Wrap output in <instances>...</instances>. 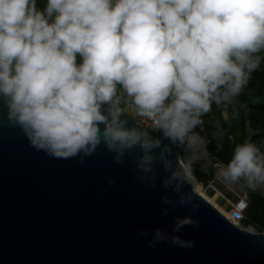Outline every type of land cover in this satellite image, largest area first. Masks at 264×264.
<instances>
[{"label":"clouds","instance_id":"clouds-1","mask_svg":"<svg viewBox=\"0 0 264 264\" xmlns=\"http://www.w3.org/2000/svg\"><path fill=\"white\" fill-rule=\"evenodd\" d=\"M262 58L264 0H43L42 8L38 0H0L7 120L52 158L84 164L102 144L116 164L127 154L148 188L156 187L159 163L162 187L177 196L161 197V216L177 205L191 212L173 217L171 234L152 230L153 249L165 241L195 247L177 233L199 227L198 205L182 192L188 172L207 156L197 128L213 103L240 94ZM125 105L159 135L130 123ZM173 147L184 153L182 163ZM216 167L225 183L264 189V152L254 143L236 145ZM149 235L141 228L133 239Z\"/></svg>","mask_w":264,"mask_h":264},{"label":"water","instance_id":"water-1","mask_svg":"<svg viewBox=\"0 0 264 264\" xmlns=\"http://www.w3.org/2000/svg\"><path fill=\"white\" fill-rule=\"evenodd\" d=\"M172 151L179 163V149ZM113 155L102 144L84 164L78 158L49 157L9 123L0 101V264H264V233L225 217L222 211L229 213L240 196L218 177L204 191L221 211L193 190L187 176L182 187L198 205L199 227L186 226L177 234L194 239L195 247L165 241L149 248L151 231L159 227L171 234L173 217L188 215L191 206L177 205L161 216V197L177 198L161 185V165H156V187L148 188L139 182L132 157L126 154L120 165ZM108 176L115 185L107 184ZM141 228L150 235L133 239Z\"/></svg>","mask_w":264,"mask_h":264},{"label":"trees","instance_id":"trees-1","mask_svg":"<svg viewBox=\"0 0 264 264\" xmlns=\"http://www.w3.org/2000/svg\"><path fill=\"white\" fill-rule=\"evenodd\" d=\"M38 7H43V0H38ZM79 62V58H78ZM259 78V88L252 93H242L232 98L231 102L221 105L213 103L211 111L202 116L203 124L197 131L207 141V156L226 164L236 145L254 143L264 152V58L259 67L253 71ZM223 113L227 116L224 117ZM240 113H242V122ZM246 125L252 131L247 139ZM180 156H181V149ZM216 173L209 168L208 175L198 174L199 181L207 183ZM244 226H255L264 230V197L252 194L247 199L244 219L240 222Z\"/></svg>","mask_w":264,"mask_h":264},{"label":"rangeland","instance_id":"rangeland-1","mask_svg":"<svg viewBox=\"0 0 264 264\" xmlns=\"http://www.w3.org/2000/svg\"><path fill=\"white\" fill-rule=\"evenodd\" d=\"M259 78L258 76H255V74L252 72L247 84L245 87L242 89V93H252L255 92L260 86H259ZM224 117L227 116L226 113H223ZM252 135V131L246 125V137L247 139ZM183 157L184 153L181 150V156H180V151H179V161L183 162ZM217 161L214 159H211L208 156H205L202 160L198 161L196 164L193 165L189 177L187 178L189 183L192 185L193 190H197V186L199 185L202 189L205 188L206 185H208L214 178L218 177L217 172L213 177L210 178V180L207 183L199 181L197 175L198 174H203V175H208V171L210 167H213V162ZM214 168V167H213ZM191 176V177H190ZM221 180V179H220ZM225 183V182H224ZM229 188H231L233 191H235L238 195L243 196L244 198L250 200V196L252 194L259 195L260 197H264V189H258L256 191H252L248 189L245 185L243 184H232V183H225ZM205 198V197H204ZM238 227L245 229L247 231H250L252 233H264V230L262 232H259L255 226H244L242 223L238 224Z\"/></svg>","mask_w":264,"mask_h":264},{"label":"built area","instance_id":"built-area-1","mask_svg":"<svg viewBox=\"0 0 264 264\" xmlns=\"http://www.w3.org/2000/svg\"><path fill=\"white\" fill-rule=\"evenodd\" d=\"M125 113L129 114L130 116H132L134 118V120H136L137 122H139L140 124L145 125L146 127L150 128V129H155L154 126L152 125L151 121L146 120L144 118H141L139 116L136 115L134 109H132L130 106L125 105ZM219 161H214L213 162V167L217 172V163ZM179 163H182L181 161H179ZM190 172H188L187 175H189ZM186 175V176H187ZM240 196V200L239 202H237L236 204L232 205L231 210L229 211V216L226 217L230 222L234 223V224H238L244 219V214H245V210L247 207V199L244 198L243 196Z\"/></svg>","mask_w":264,"mask_h":264},{"label":"bare ground","instance_id":"bare-ground-1","mask_svg":"<svg viewBox=\"0 0 264 264\" xmlns=\"http://www.w3.org/2000/svg\"><path fill=\"white\" fill-rule=\"evenodd\" d=\"M189 177V175H187V178ZM191 177V176H190ZM217 193H219V194H221V196H223V197H225L224 195H223V193L222 192H220L219 190H218V188L217 187H212ZM196 192L197 193H199L202 197H205V199L206 200H208L212 205H214L217 209H219L220 211L222 210L207 194H206V192L204 191V189H202L199 185L197 186V190H196ZM223 213H224V215L226 216V217H228L229 216V214L228 213H225L224 211H222ZM237 225V224H236Z\"/></svg>","mask_w":264,"mask_h":264}]
</instances>
